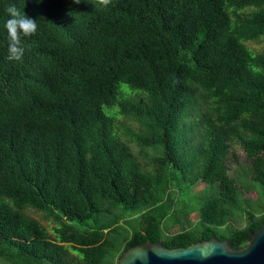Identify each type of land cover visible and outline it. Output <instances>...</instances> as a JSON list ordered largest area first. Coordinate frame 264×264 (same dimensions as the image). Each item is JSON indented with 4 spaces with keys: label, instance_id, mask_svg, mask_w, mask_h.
Returning <instances> with one entry per match:
<instances>
[{
    "label": "trees",
    "instance_id": "1",
    "mask_svg": "<svg viewBox=\"0 0 264 264\" xmlns=\"http://www.w3.org/2000/svg\"><path fill=\"white\" fill-rule=\"evenodd\" d=\"M9 6L38 26L18 62L7 59ZM260 39L264 0H0V264H72L64 246L79 264H104L117 227L72 222L105 204L135 216L116 261L146 241L242 248L264 213L243 210L244 226L231 227L239 198L227 163L235 143L264 196V54L243 44ZM199 98L194 144L182 123ZM116 117L138 125L127 137L152 153L151 171L115 135ZM198 181L218 195L204 199L197 224L162 230L181 211L179 186ZM26 208L52 224L53 240Z\"/></svg>",
    "mask_w": 264,
    "mask_h": 264
},
{
    "label": "rangeland",
    "instance_id": "2",
    "mask_svg": "<svg viewBox=\"0 0 264 264\" xmlns=\"http://www.w3.org/2000/svg\"><path fill=\"white\" fill-rule=\"evenodd\" d=\"M250 9H246L243 12H250ZM246 48H248L253 54H264V42L260 39L257 42H244ZM122 87L124 85H121ZM196 96L199 97V91H196ZM140 98H143L142 96ZM200 107L196 106L191 112V115L185 119L182 123L183 128H189L188 135L193 139V143L199 142L200 135L203 131V126H197L199 122H202L199 115L203 114L205 101L201 98L198 99ZM104 113L109 115L110 109L104 108ZM199 114V115H197ZM127 131L137 133L138 125L130 120L116 117L114 119V133L118 137L119 141L127 145L128 151L132 154L138 165L145 171L152 170L151 157L152 153L148 150L144 153L135 146L132 141L127 137ZM230 152L235 156V161L232 157L228 160L229 176L237 181L238 186V198H239V209L233 214V220L231 227L233 229H239L244 226L241 219V213L243 210H249L257 215L264 213V196L262 189L259 185L252 183L250 178V161L246 158L242 149L235 143H231ZM250 188L248 193L247 189ZM175 190V187L173 188ZM218 195L217 184L205 186L202 182H197L189 187L187 184L179 186L178 201L180 204V212L172 219L164 220L162 224V230L167 227L174 225V228H180L181 225L186 227L194 226L197 224V214L200 206L204 199L209 197H215ZM21 214L24 218L36 221L42 228L47 231V234L53 240L54 237L51 234L52 224L44 219L43 215L39 212L33 211L29 208L24 209ZM135 216L130 211H121L120 207H111L105 204L101 207L100 213L94 219L86 220L84 222H72L74 227L79 230L96 229L99 227L111 226L117 227L115 232L108 234V239L112 240V248L108 250L107 255L104 259V264H113L116 261L117 255L122 249L124 239L127 237L125 221L133 219ZM231 218V219H232ZM185 222V223H184ZM179 226V227H178ZM219 232H223L222 229ZM65 259L72 264H79V256L73 251H69L67 246H64ZM1 264H6L1 262Z\"/></svg>",
    "mask_w": 264,
    "mask_h": 264
},
{
    "label": "water",
    "instance_id": "3",
    "mask_svg": "<svg viewBox=\"0 0 264 264\" xmlns=\"http://www.w3.org/2000/svg\"><path fill=\"white\" fill-rule=\"evenodd\" d=\"M116 264H264V222L240 249L216 238L175 249L146 241L125 250Z\"/></svg>",
    "mask_w": 264,
    "mask_h": 264
},
{
    "label": "clouds",
    "instance_id": "4",
    "mask_svg": "<svg viewBox=\"0 0 264 264\" xmlns=\"http://www.w3.org/2000/svg\"><path fill=\"white\" fill-rule=\"evenodd\" d=\"M79 2L80 0H73V3ZM6 11L9 17L4 22L7 35V59L18 62L22 59L24 53L22 40L34 35L38 26L35 20L27 17L22 10L17 9L15 6H9Z\"/></svg>",
    "mask_w": 264,
    "mask_h": 264
}]
</instances>
